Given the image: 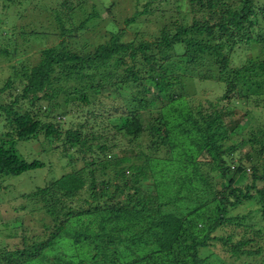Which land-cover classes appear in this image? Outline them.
<instances>
[{
	"label": "trees",
	"instance_id": "16d2710c",
	"mask_svg": "<svg viewBox=\"0 0 264 264\" xmlns=\"http://www.w3.org/2000/svg\"><path fill=\"white\" fill-rule=\"evenodd\" d=\"M83 2L64 1L67 17L52 11L61 37L91 30L94 7L77 24L71 20ZM149 2L125 21L148 14ZM189 6V22L176 17L152 40L137 33L126 39L124 28L91 47L62 38L5 80L0 94L15 82L20 88L0 101V190L7 177L44 167L18 148L39 133L57 141L56 158L68 159V170L50 172L43 185L20 195L26 211L0 239V264L264 263V125L227 144L242 119L225 104H192L177 92L187 68L205 67L201 79L224 86L219 100L261 101L264 109V55L230 66L236 47L264 45V0ZM143 136V146L133 145ZM147 180L148 190L141 186ZM246 202L256 205L259 221L250 210L230 213ZM33 222L42 234H27ZM6 225L0 221V234ZM215 243L219 252L205 254Z\"/></svg>",
	"mask_w": 264,
	"mask_h": 264
},
{
	"label": "rangeland",
	"instance_id": "374dc122",
	"mask_svg": "<svg viewBox=\"0 0 264 264\" xmlns=\"http://www.w3.org/2000/svg\"><path fill=\"white\" fill-rule=\"evenodd\" d=\"M69 1V3L75 4L77 0H14L8 2L6 0H0V49H5L6 54L0 52V87L4 84L5 80L14 75V69H19L22 66H31L39 57L40 50L45 47L56 46L60 39L64 38L67 42L85 44L91 47L92 44L102 42L108 37L109 30H119L124 28L127 35L125 38H133L136 34L146 40H152L159 31L162 25L170 24L176 17L180 18L184 16L185 19L190 21L191 12L189 6V0H165L166 3L159 4L160 0H82L83 7L76 8V12L70 11L71 20L74 23H78L79 20L91 9L97 11L98 17L95 21L90 22L91 30H88L81 38L76 37H61L58 31V24H56L52 17L55 12H63L67 17V11L63 8V2ZM149 2L150 12L147 14H140L138 20L135 23L128 24L125 19L130 17L136 10L141 11L145 2ZM73 15V16H72ZM94 25V26H93ZM68 26V25H66ZM138 36V38H139ZM257 46L251 47L249 45H240L236 47L230 54V66L236 67L241 65L247 58L257 55V52L264 55V45L256 44ZM263 49V50H261ZM262 51V52H261ZM187 76H185L184 89L179 87L177 92L186 96V99L192 103L197 104L209 102L216 103L219 107L226 105L229 110L234 112L236 118L242 119L238 127V134L227 140V144L238 142L239 139H246L249 132L258 127L264 125V109L261 106V101L258 106L252 101H238L227 102L226 100H219L224 92V86L216 78L214 79H201L205 67L199 68H187ZM20 83L15 82L9 90L0 94L1 102H8V96L13 95L15 91L20 88ZM106 104H110L109 100L105 101ZM107 115V113H106ZM42 121L53 120L42 116ZM71 120L75 123V119ZM64 126L67 125L68 118H64ZM0 129L2 126L0 124ZM143 137H139L133 141V145L143 143ZM125 142H121L120 146L124 147ZM56 140H52L50 137H44L42 133H39L36 138L31 139L28 142H22L18 148L25 155L27 159L38 158L44 162V167L30 170L17 176H9L2 184L6 187L0 190V221L8 223L5 230H1L0 239L3 240V235L10 232L9 227L12 229V233L16 230L12 227L13 219L16 216L21 215L26 210H20V206L23 202L22 193L30 191L35 186L43 185L46 180L51 178L52 171L56 174L68 170L67 162L64 158H56L60 149L56 150ZM51 150L45 152L41 149ZM146 151V150H145ZM72 152V151H71ZM147 152V151H146ZM57 154V155H56ZM163 152H157L155 155H162ZM202 160V159H200ZM138 161H136L137 163ZM215 163V161L213 162ZM54 165H58L59 169H54ZM60 167L62 169H60ZM204 170L206 166L202 167ZM209 168V176L212 183L216 184L218 171L216 166ZM244 179H236L237 184H242ZM143 189H150L152 187L151 181H144L141 185ZM82 194V193H81ZM81 200L84 199V193L80 196ZM27 203V202H25ZM19 204V205H18ZM18 206V210L16 209ZM256 205L254 203H243L236 207H229L231 214H241L250 210V215L253 221H259V215L255 212ZM27 219V215H25ZM12 221V222H11ZM40 222H33L30 225L27 234L31 230L32 233L42 234L43 230ZM16 227V224H14ZM256 226H263V223H256ZM14 230V231H13ZM41 230V231H40ZM225 234L222 230L216 231L215 235ZM11 240V239H10ZM211 246V248L205 254L218 253V243ZM264 264V263H263Z\"/></svg>",
	"mask_w": 264,
	"mask_h": 264
}]
</instances>
